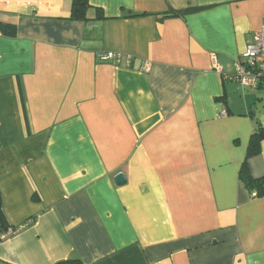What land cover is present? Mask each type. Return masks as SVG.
Masks as SVG:
<instances>
[{"label":"crops","instance_id":"crops-1","mask_svg":"<svg viewBox=\"0 0 264 264\" xmlns=\"http://www.w3.org/2000/svg\"><path fill=\"white\" fill-rule=\"evenodd\" d=\"M89 3L0 0V261L264 264L239 178H264V83L231 79L264 0Z\"/></svg>","mask_w":264,"mask_h":264},{"label":"trees","instance_id":"trees-1","mask_svg":"<svg viewBox=\"0 0 264 264\" xmlns=\"http://www.w3.org/2000/svg\"><path fill=\"white\" fill-rule=\"evenodd\" d=\"M90 8L91 6L89 0H71L70 19L74 21H82V22L90 21L89 18L87 17V13L90 10ZM180 13L182 12L171 11L165 14L164 16H168V17L178 16ZM99 15L100 13L98 11L97 19H103V17ZM14 32H15L14 26L0 24V34L4 36H13ZM263 140H264V128L258 125L249 141L247 154H246L247 159L256 156L260 153L261 142ZM239 178L241 179V181L244 183V185L249 191L252 190L256 191V197L264 196V178L253 179L250 176V173L245 163L243 164L240 170ZM13 230L15 229L11 228L8 225L6 218L3 214L2 201L0 196V242L6 239L8 236H10L12 234L11 231ZM0 264H6V263L0 261ZM56 264H83V263L76 258H72L58 262Z\"/></svg>","mask_w":264,"mask_h":264},{"label":"built area","instance_id":"built-area-1","mask_svg":"<svg viewBox=\"0 0 264 264\" xmlns=\"http://www.w3.org/2000/svg\"><path fill=\"white\" fill-rule=\"evenodd\" d=\"M99 60L109 62L115 59L112 54L99 55ZM241 87L254 88L264 83V14L262 15L261 28L254 33L251 41L246 46L242 59L235 65L231 78ZM16 230L11 231V233Z\"/></svg>","mask_w":264,"mask_h":264},{"label":"water","instance_id":"water-1","mask_svg":"<svg viewBox=\"0 0 264 264\" xmlns=\"http://www.w3.org/2000/svg\"><path fill=\"white\" fill-rule=\"evenodd\" d=\"M115 183L116 185L118 186H121L125 183V179L122 175H118L116 178H115Z\"/></svg>","mask_w":264,"mask_h":264}]
</instances>
